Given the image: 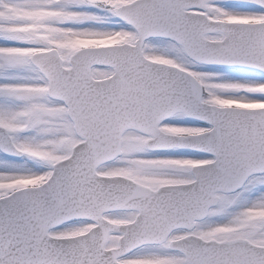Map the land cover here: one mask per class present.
<instances>
[{
    "label": "snow or ice",
    "instance_id": "6c2138e0",
    "mask_svg": "<svg viewBox=\"0 0 264 264\" xmlns=\"http://www.w3.org/2000/svg\"><path fill=\"white\" fill-rule=\"evenodd\" d=\"M0 264H264V0H0Z\"/></svg>",
    "mask_w": 264,
    "mask_h": 264
}]
</instances>
